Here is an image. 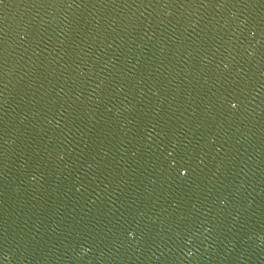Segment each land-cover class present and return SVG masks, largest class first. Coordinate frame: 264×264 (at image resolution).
Here are the masks:
<instances>
[{"label": "water", "instance_id": "obj_1", "mask_svg": "<svg viewBox=\"0 0 264 264\" xmlns=\"http://www.w3.org/2000/svg\"><path fill=\"white\" fill-rule=\"evenodd\" d=\"M0 264H264V0H0Z\"/></svg>", "mask_w": 264, "mask_h": 264}]
</instances>
